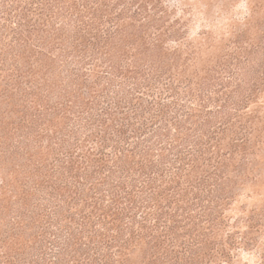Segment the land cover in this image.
Returning <instances> with one entry per match:
<instances>
[{"label": "trees", "instance_id": "trees-1", "mask_svg": "<svg viewBox=\"0 0 264 264\" xmlns=\"http://www.w3.org/2000/svg\"><path fill=\"white\" fill-rule=\"evenodd\" d=\"M173 7L0 0V162L16 176L0 264H235L252 248L228 211L256 152L264 21L198 68Z\"/></svg>", "mask_w": 264, "mask_h": 264}, {"label": "rangeland", "instance_id": "rangeland-1", "mask_svg": "<svg viewBox=\"0 0 264 264\" xmlns=\"http://www.w3.org/2000/svg\"><path fill=\"white\" fill-rule=\"evenodd\" d=\"M170 8L178 6L171 15V22L182 18L181 29L184 49L194 50L197 55L196 67L202 68L226 53L235 41L236 35L246 31L253 36L258 21H264V0H164ZM184 53V54H185ZM250 111L256 116L253 147L255 154L253 162L248 165L249 178L237 190V199L228 211L230 228H238L240 235L254 238L252 248L240 252L235 264H262L264 254V92L257 103L251 105ZM14 161V159L12 160ZM14 164L0 162V229L6 225L14 210ZM3 184V185H2ZM12 197L10 203L8 199ZM12 210V211H13ZM4 212V213H3ZM12 213V212H11ZM255 219V220H254ZM258 221L262 228L258 233L251 232L250 223ZM243 234V235H242Z\"/></svg>", "mask_w": 264, "mask_h": 264}]
</instances>
